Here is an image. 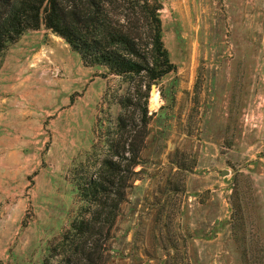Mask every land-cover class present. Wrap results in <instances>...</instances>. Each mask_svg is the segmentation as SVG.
<instances>
[{
  "label": "rangeland",
  "instance_id": "rangeland-1",
  "mask_svg": "<svg viewBox=\"0 0 264 264\" xmlns=\"http://www.w3.org/2000/svg\"><path fill=\"white\" fill-rule=\"evenodd\" d=\"M155 2L173 70L154 83L42 27L0 55V264H76L77 187L129 144L96 264H264V0Z\"/></svg>",
  "mask_w": 264,
  "mask_h": 264
},
{
  "label": "trees",
  "instance_id": "trees-1",
  "mask_svg": "<svg viewBox=\"0 0 264 264\" xmlns=\"http://www.w3.org/2000/svg\"><path fill=\"white\" fill-rule=\"evenodd\" d=\"M159 8L155 0H0V55L25 31L42 27L62 39L83 65L102 66L107 74L138 75L148 85L173 70L160 40ZM123 122L119 117V127ZM138 152L136 145H109L97 174L78 185L79 199L91 212L69 227L72 235H82L71 244L76 264L99 259L97 238L102 226L114 220L124 187L119 183L133 172Z\"/></svg>",
  "mask_w": 264,
  "mask_h": 264
},
{
  "label": "bare ground",
  "instance_id": "bare-ground-1",
  "mask_svg": "<svg viewBox=\"0 0 264 264\" xmlns=\"http://www.w3.org/2000/svg\"><path fill=\"white\" fill-rule=\"evenodd\" d=\"M150 101H151V103H153V104H156V103H157V95H156V91H153V92L151 93Z\"/></svg>",
  "mask_w": 264,
  "mask_h": 264
},
{
  "label": "water",
  "instance_id": "water-1",
  "mask_svg": "<svg viewBox=\"0 0 264 264\" xmlns=\"http://www.w3.org/2000/svg\"><path fill=\"white\" fill-rule=\"evenodd\" d=\"M155 89V85L154 84H150V92H153V90ZM224 173L221 172V175H223Z\"/></svg>",
  "mask_w": 264,
  "mask_h": 264
},
{
  "label": "built area",
  "instance_id": "built-area-1",
  "mask_svg": "<svg viewBox=\"0 0 264 264\" xmlns=\"http://www.w3.org/2000/svg\"><path fill=\"white\" fill-rule=\"evenodd\" d=\"M52 73H53L54 75H56V74H57V70H56V69H53V70H52Z\"/></svg>",
  "mask_w": 264,
  "mask_h": 264
}]
</instances>
